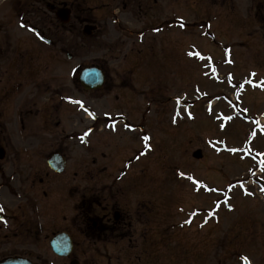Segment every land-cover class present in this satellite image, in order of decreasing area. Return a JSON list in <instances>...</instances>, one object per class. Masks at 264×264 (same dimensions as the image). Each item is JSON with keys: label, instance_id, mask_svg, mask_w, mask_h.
Instances as JSON below:
<instances>
[{"label": "rangeland", "instance_id": "rangeland-1", "mask_svg": "<svg viewBox=\"0 0 264 264\" xmlns=\"http://www.w3.org/2000/svg\"><path fill=\"white\" fill-rule=\"evenodd\" d=\"M169 1L160 0L163 5L159 15L161 21L169 20V26L165 23L160 31H153V37L148 33V39L143 36L126 46L112 39V33H120L114 27H120L106 23V9L97 4L100 8L93 9V18L99 30L92 37H86L81 26L79 61L64 63L65 82L71 81L72 66L78 62L83 67L91 63L102 65L108 60V65L118 67L124 65V55L130 45L146 49L154 44L152 57L150 54L137 61L141 71L134 75V84L128 76L134 88V100L121 106L133 108V114L142 107L139 112L144 114L143 122L149 132L143 158L129 169L133 176L136 166H143L145 175L131 177L136 186L127 193L159 196L156 223L160 220L159 231L166 250H172L170 243L177 242L169 256L170 264L180 263V257L195 258L194 241L203 232L206 233V237L203 235L207 246L203 249L207 253L206 264H242L245 255L252 264H264V173L254 174L258 164L240 156L249 151L264 161V122L260 123L264 117V0ZM205 24H209L208 31ZM231 60L233 65L228 64ZM249 78L260 87L250 90L248 83L238 85ZM115 91L106 92L94 103L92 92L82 91L80 102L90 110L104 113L113 105L110 98ZM68 105L69 111L76 113L72 109L76 106ZM89 111L80 109L77 119L81 120L80 137L75 148L70 146L66 151L69 162H75L74 157L79 155L82 192L84 189L96 191L83 180L93 155L88 132L92 123ZM108 145L114 161L122 162L131 153L129 145L133 147L128 133L107 136V141L96 142L95 148L104 152ZM198 149L203 152L199 160L193 157ZM48 156L46 152L13 151L0 160V213L9 215L17 211L15 191L28 189L30 166L40 170V175L43 169L48 170ZM259 169L264 171V167ZM114 177L123 176L117 171ZM191 178L198 180L199 186ZM106 184L112 185L110 180ZM34 192L33 198L38 199L34 220L43 223L44 213L39 208L51 199V193L43 198L39 187ZM147 207H144L146 220L150 214ZM200 210L204 212L203 218L200 214L190 219L193 211ZM47 231L44 228L40 234L33 232L30 239L22 234L10 242L0 240V255L24 248L36 264H64L65 260L54 255L49 241L45 240V235L50 233ZM164 245L160 256L165 255ZM118 250V246L111 247L109 242L79 239L75 253L80 264H116L119 260L112 262L110 258L118 259Z\"/></svg>", "mask_w": 264, "mask_h": 264}, {"label": "flooded vegetation", "instance_id": "flooded-vegetation-1", "mask_svg": "<svg viewBox=\"0 0 264 264\" xmlns=\"http://www.w3.org/2000/svg\"><path fill=\"white\" fill-rule=\"evenodd\" d=\"M97 4L106 9V23L120 27H114L120 33H112L111 36L113 40L123 42L124 46L142 39L148 33H152L153 37V31H159L168 20L161 21L159 17L163 5L160 0H73L72 3H65L64 0H0V149L3 148L5 154L13 151L46 152L66 158V165L60 173L42 168L40 175V170L30 166L28 189L15 191L17 211L9 215L0 213V240L10 242L19 239L22 234L30 239L33 232L40 234L46 228L50 233L45 235V240L49 243L58 233H68L72 238L73 251L67 257H60L65 260L64 264H71L72 260L77 263L75 250L78 249L79 239L104 241L109 242L111 247L118 246V259L110 258L112 262L119 260L116 264H170L169 256L175 244L177 247V242L170 243L172 250H166L164 237L159 231L160 220L156 223L159 196L127 193L136 186L131 177L143 178L145 174V168L139 165L133 176L128 171L135 158L138 162L143 154L141 147L145 124L144 114L139 113V109L137 114H133V108L121 106L132 100L133 75L139 72L137 61L145 53H152V44L146 49L135 45L131 48L130 45L122 66H110L108 60L102 65L96 63L105 74V82L102 88L91 91L93 102L102 99L105 92L117 91L110 111L98 114L90 110L92 123L89 132L91 149L94 150L92 153L95 155L91 156L88 175L83 180L92 184L95 192H82L80 188L79 155L74 157L75 162H69L66 155L70 146L75 148L80 137V120L77 119L82 87L78 75L80 62L72 66L70 82H65L64 63L79 61L80 28L82 24L98 26L93 18V9L96 11L100 8ZM62 6L71 8L72 16L68 24L55 15ZM95 15L98 17L96 12ZM29 77H33V81H28ZM69 103L76 106L72 107L76 113L69 111ZM129 129L134 136L131 143L136 145L128 147L133 154L123 162L114 161L109 153L110 144L104 152H99V159L96 142L105 143L107 136L127 134ZM119 163L126 165L120 170V175L124 177H112L113 171L120 169ZM113 164H116L114 169ZM107 180L112 185L107 186ZM102 181L104 185L99 184ZM140 185L143 184L137 186ZM36 187L45 198L49 193L56 194L39 208L44 213L43 223L34 220L38 213V199L33 198ZM145 206L150 212L147 220ZM205 234L203 232L198 238L195 237L196 257H180L178 264H206L207 253L203 251L207 248L203 241ZM165 236L170 238L166 232ZM173 239L176 240L175 234ZM163 245L165 255L160 256ZM26 252L24 248L10 250L0 255V260L15 256L29 259Z\"/></svg>", "mask_w": 264, "mask_h": 264}, {"label": "water", "instance_id": "water-1", "mask_svg": "<svg viewBox=\"0 0 264 264\" xmlns=\"http://www.w3.org/2000/svg\"><path fill=\"white\" fill-rule=\"evenodd\" d=\"M64 16V18L67 20L69 15L67 12H65L64 14L62 13V16ZM101 74V72L98 69L95 68H87L86 70H84L83 74H82V81L85 84H92L93 82L97 85H99V83L101 82V77H99V75ZM4 156V154L0 151V158H2ZM196 157H201L202 153L200 151L195 153ZM49 164L52 168L60 171L62 168V161H60V159L58 157H53L52 159L49 160ZM52 246L54 248V250L60 254V255H68L70 250H71V240L70 238L66 235V234H62L57 236L56 238H54L52 240ZM0 264H30V262L26 261L25 259H21V258H12V259H7L3 262H1ZM75 264V262L73 263Z\"/></svg>", "mask_w": 264, "mask_h": 264}, {"label": "snow or ice", "instance_id": "snow-or-ice-1", "mask_svg": "<svg viewBox=\"0 0 264 264\" xmlns=\"http://www.w3.org/2000/svg\"><path fill=\"white\" fill-rule=\"evenodd\" d=\"M145 139H147V137H145Z\"/></svg>", "mask_w": 264, "mask_h": 264}]
</instances>
